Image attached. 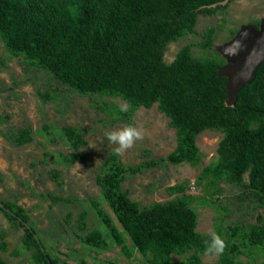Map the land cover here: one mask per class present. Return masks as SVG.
Segmentation results:
<instances>
[{
  "label": "trees",
  "instance_id": "obj_1",
  "mask_svg": "<svg viewBox=\"0 0 264 264\" xmlns=\"http://www.w3.org/2000/svg\"><path fill=\"white\" fill-rule=\"evenodd\" d=\"M218 1L0 0V37L12 55L81 95L121 97L128 110L118 109V116L129 124L137 108L158 103L177 129V147L165 159L125 165L118 155L110 154L97 177L101 195L90 197L114 242L130 252L129 240L149 264H174L173 254L181 255L186 264H259L257 254L264 251V214L257 215L256 223L228 222L223 217L215 232L226 237L227 246L218 262L206 263L203 241L210 237L197 229L199 214L192 206L193 196L185 192V183L169 186L170 193L176 194L173 198L144 206L123 188L129 176L165 161L198 165L202 158L198 135L219 130L223 136L218 156L202 168L197 180H205L206 191L212 195L223 191V181L236 184L238 205L252 207L250 212L241 209V218L256 208L264 210V61L254 79L240 89L235 105L228 106L227 77L219 75L226 60L219 51L197 57L187 44L172 62L165 60L170 42L197 31L200 14L225 8L209 6ZM214 31L215 26L205 30L203 46H212ZM87 131L82 126H65L60 136L78 150L86 142ZM8 137L23 145L34 139V133L31 127L16 128ZM50 174L61 181L57 169ZM191 185L196 187V182ZM0 210L25 228L23 242L36 248L33 259L37 264H60L27 226L29 214L24 207L4 201ZM86 242L96 248L109 247L99 229L88 232ZM6 248L1 238L0 251ZM245 254L250 260L240 258ZM0 264H6L1 254ZM82 264L87 263L83 260Z\"/></svg>",
  "mask_w": 264,
  "mask_h": 264
},
{
  "label": "rangeland",
  "instance_id": "obj_2",
  "mask_svg": "<svg viewBox=\"0 0 264 264\" xmlns=\"http://www.w3.org/2000/svg\"><path fill=\"white\" fill-rule=\"evenodd\" d=\"M262 18L264 0L229 1L216 13L200 14L197 31L170 42L165 60L172 62L187 44L191 45L194 56L215 54L219 51L217 47L230 41L243 25H256L257 21L260 25ZM210 26H215V31L211 36L212 46L206 47L202 43ZM221 57L227 64L222 53ZM125 103L128 106L121 97L89 96L73 91L45 70L12 55L0 37V206L4 201H12L24 207L29 214L27 226L35 230L41 245L58 257L60 264H82L83 260L87 264H149L129 240L130 252L114 242L90 201V197L101 195L97 177L115 147L109 144L105 132L129 124L118 116L120 105ZM132 118V124L143 131V139L119 156L123 164L165 159L177 147V129L158 103L150 108H137ZM65 126L88 129L86 142L78 150L60 136V129ZM25 127L33 130L31 142L18 145L8 137L10 131ZM222 136L221 131L211 129L198 135L197 144L202 152L198 165L165 161L129 176L123 188L144 206L173 198L176 194L170 193L169 186L185 183V192L193 196L192 206L199 214L197 229L203 233L216 231L218 220L223 217L228 222L256 223L257 215L264 214L263 208L241 218V209L250 212L252 207L238 205L235 195L240 191L236 184L223 181L220 184L223 191L212 195L206 191V181L197 180L202 168L217 158ZM54 168L61 172L60 182L51 177ZM245 178L248 180L247 174ZM192 182H196V187H191ZM51 194L60 199H53ZM104 206L112 213L108 205ZM82 222L86 223L85 227L81 226ZM94 229L107 237L108 248H96L86 242L87 233ZM24 233V227L9 221L0 210V239L7 243L0 254L6 264H37L33 259L36 248L24 245ZM202 257L206 263H215L220 255ZM240 258L250 260L247 254ZM173 262L186 264L179 254H173ZM257 262L264 264V251L257 254Z\"/></svg>",
  "mask_w": 264,
  "mask_h": 264
},
{
  "label": "water",
  "instance_id": "obj_3",
  "mask_svg": "<svg viewBox=\"0 0 264 264\" xmlns=\"http://www.w3.org/2000/svg\"><path fill=\"white\" fill-rule=\"evenodd\" d=\"M229 1L221 0L209 6L226 5ZM217 49L228 61L219 69V75L227 77L226 104L234 106L240 89L254 79L264 61V18L259 27L243 25L230 41Z\"/></svg>",
  "mask_w": 264,
  "mask_h": 264
},
{
  "label": "clouds",
  "instance_id": "obj_4",
  "mask_svg": "<svg viewBox=\"0 0 264 264\" xmlns=\"http://www.w3.org/2000/svg\"><path fill=\"white\" fill-rule=\"evenodd\" d=\"M120 110L126 112L128 110L127 104H121ZM104 135L109 144L115 145L112 151L118 156H122L128 149L133 147L137 140L143 139V131L133 124L106 131ZM207 235L210 238L203 241L204 254L222 255L227 246L224 239L215 231H211Z\"/></svg>",
  "mask_w": 264,
  "mask_h": 264
}]
</instances>
